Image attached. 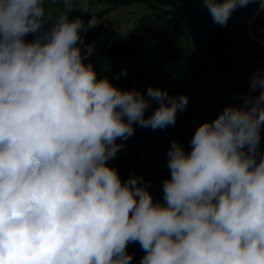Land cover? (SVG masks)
I'll return each instance as SVG.
<instances>
[{"label":"clouds","instance_id":"obj_1","mask_svg":"<svg viewBox=\"0 0 264 264\" xmlns=\"http://www.w3.org/2000/svg\"><path fill=\"white\" fill-rule=\"evenodd\" d=\"M201 2L226 26L255 0ZM63 6L54 16L45 0H0V264H131L130 242L145 252L139 264H264V73L246 107L195 130L190 152L172 141L154 202L108 161L134 124L174 125L188 99L97 79L84 35L99 23L70 19L74 0Z\"/></svg>","mask_w":264,"mask_h":264},{"label":"trees","instance_id":"obj_2","mask_svg":"<svg viewBox=\"0 0 264 264\" xmlns=\"http://www.w3.org/2000/svg\"><path fill=\"white\" fill-rule=\"evenodd\" d=\"M95 1L103 6L102 10L84 13L81 17L79 1L74 0L75 10L69 13V18L80 17L87 24L92 16L98 20L113 8L140 3L152 10L154 20L168 16L171 23L169 35L165 37L148 32L119 30L115 33L105 25L89 29L84 35L85 45L95 44L94 54L87 62L92 64L97 79L107 78L122 91L133 90L135 82L143 81L146 87L141 93L145 96L152 86L167 90L171 96L184 95L188 99L185 109L177 112L174 125L152 129L134 124L139 129L127 138L129 154L122 155L118 165H109L116 168L122 181L138 177L139 186L151 193L155 184L170 178L167 153L172 141L190 152L191 138L202 123L214 121L226 107H246L245 100L255 97L259 91L225 74L220 64L221 25L214 22L201 0ZM57 6L63 8V0ZM255 7V3L238 7L229 19H247ZM34 38L27 35L25 40ZM158 106L153 101L145 116L151 115ZM261 136H264V125ZM261 155L264 150L259 146L257 158ZM159 172L166 174L157 176Z\"/></svg>","mask_w":264,"mask_h":264},{"label":"rangeland","instance_id":"obj_3","mask_svg":"<svg viewBox=\"0 0 264 264\" xmlns=\"http://www.w3.org/2000/svg\"><path fill=\"white\" fill-rule=\"evenodd\" d=\"M80 6V16L84 13L97 12L103 6L95 0H78ZM59 0H45V10L51 11L54 16L64 10L59 8ZM253 14L247 19H229L226 26L220 27V35L223 36V43L220 64L223 65L225 74L231 79H235L246 85H250L253 75L257 72L264 73V12H260L258 0H255ZM87 12L81 11L83 7ZM260 12V13H259ZM155 16L151 9L144 4L133 3L130 6H118L111 9L102 17L98 18L99 25H105L109 30L118 32L119 30L133 31L136 33L148 32L158 37H165L170 32L169 17H163L160 21L154 20ZM50 26V25H48ZM32 37L33 34H28ZM253 35V36H252ZM146 87L143 81L134 83L133 90L142 91ZM260 91L259 88H257ZM134 132H137L136 125ZM117 144L122 145L116 156L108 161L109 165H118L120 157L129 154L130 144L128 140L117 138ZM264 150V136H261L260 145ZM166 172H159L157 176H165ZM154 202L163 203V182L155 184L151 190ZM127 253L133 256L131 264H139L145 252L138 242H131Z\"/></svg>","mask_w":264,"mask_h":264},{"label":"built area","instance_id":"obj_4","mask_svg":"<svg viewBox=\"0 0 264 264\" xmlns=\"http://www.w3.org/2000/svg\"><path fill=\"white\" fill-rule=\"evenodd\" d=\"M260 12H264V10L260 9ZM260 12H259V13H260Z\"/></svg>","mask_w":264,"mask_h":264},{"label":"bare ground","instance_id":"obj_5","mask_svg":"<svg viewBox=\"0 0 264 264\" xmlns=\"http://www.w3.org/2000/svg\"><path fill=\"white\" fill-rule=\"evenodd\" d=\"M253 36V35H252Z\"/></svg>","mask_w":264,"mask_h":264}]
</instances>
